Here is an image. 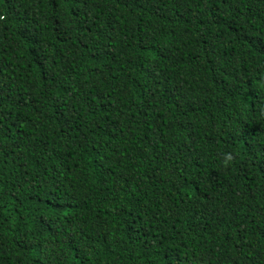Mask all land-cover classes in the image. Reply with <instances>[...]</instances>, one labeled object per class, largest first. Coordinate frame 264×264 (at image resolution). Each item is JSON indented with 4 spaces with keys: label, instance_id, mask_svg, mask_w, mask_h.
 <instances>
[{
    "label": "trees",
    "instance_id": "obj_1",
    "mask_svg": "<svg viewBox=\"0 0 264 264\" xmlns=\"http://www.w3.org/2000/svg\"><path fill=\"white\" fill-rule=\"evenodd\" d=\"M0 264H264V0H0Z\"/></svg>",
    "mask_w": 264,
    "mask_h": 264
}]
</instances>
